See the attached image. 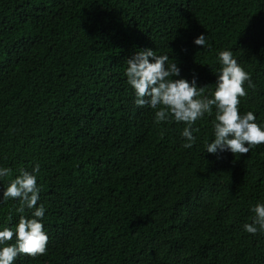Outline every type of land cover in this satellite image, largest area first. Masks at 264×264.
<instances>
[{"label":"trees","instance_id":"obj_1","mask_svg":"<svg viewBox=\"0 0 264 264\" xmlns=\"http://www.w3.org/2000/svg\"><path fill=\"white\" fill-rule=\"evenodd\" d=\"M145 49L209 98L231 51L255 85L240 114L264 130V0H0V231L33 218L2 194L39 165L48 236L13 264H264V230H244L264 204V143L206 152L213 106L184 148L183 122L135 103L127 60Z\"/></svg>","mask_w":264,"mask_h":264},{"label":"clouds","instance_id":"obj_2","mask_svg":"<svg viewBox=\"0 0 264 264\" xmlns=\"http://www.w3.org/2000/svg\"><path fill=\"white\" fill-rule=\"evenodd\" d=\"M205 43L206 36L203 34L194 40L198 46H204ZM217 59L221 68L212 98L204 95L205 87H197L195 78L191 83L183 78L174 79L180 76L177 62L168 63V55H157L152 49L139 51L127 60L125 75L135 91L136 105L158 109L155 112L156 123L174 119L186 125L181 133L186 140L182 145L184 148L190 149L196 142L193 131L199 129H193L192 125L206 113L211 115L215 106L214 139L205 145L206 152L216 154L218 150H229L234 155H244L249 153L252 146L264 143V130L255 123L254 114L249 111L241 115L239 111L240 98L247 95L245 82L249 88L255 85L250 74L233 58L231 51L219 52ZM38 171L39 165H36L33 173ZM9 173L10 169H0V177L8 176ZM33 173L21 170L3 191V199L19 200V213H23L25 207L35 208V211L31 219L21 215L15 231L7 227L0 231V245L15 236L14 244L0 248V264H13L21 254L35 257L46 252L48 236L41 222L45 208L43 205L36 207L40 189ZM252 211V223H246L244 230L254 235L258 230H264V204L255 205Z\"/></svg>","mask_w":264,"mask_h":264}]
</instances>
